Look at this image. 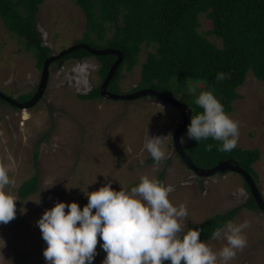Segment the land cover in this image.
<instances>
[{
    "label": "rangeland",
    "instance_id": "obj_1",
    "mask_svg": "<svg viewBox=\"0 0 264 264\" xmlns=\"http://www.w3.org/2000/svg\"><path fill=\"white\" fill-rule=\"evenodd\" d=\"M86 23L85 13L74 0H45L37 15V27L52 55L81 40ZM212 27V21L201 15L200 31ZM209 38L222 45L220 39ZM147 52L144 48L132 71L124 69L120 74L122 94L138 87ZM42 68L36 55L12 35L0 17V91L15 99L36 92ZM100 68L101 62L93 56L55 61L49 68L48 87L37 104L20 109L0 100V165H7L10 179L15 181L6 191L17 200L16 217L0 224V264H46V244L36 222L56 202L75 201L82 209L88 202L84 191L98 190L108 182L116 190L121 186L130 190L142 175L159 179L162 173V182L173 186L169 199L174 205L187 206L188 215L181 221L185 231L216 214L242 207L231 221L248 222L244 230L247 246L229 264H264V212L245 206L251 194L244 177L234 171L200 177L188 168L173 142L182 112L164 100L153 96L133 100L81 97L101 86ZM238 91L242 98L235 100L229 113L239 122L236 147L261 150L254 168L264 195V82L249 72ZM186 134L184 143L190 141ZM149 135L162 139L165 159L159 166H154L143 147ZM36 151L39 187L22 199L20 186L37 173ZM101 243L98 236L93 264H101L106 255ZM206 243L218 252L226 241L210 239Z\"/></svg>",
    "mask_w": 264,
    "mask_h": 264
},
{
    "label": "trees",
    "instance_id": "obj_2",
    "mask_svg": "<svg viewBox=\"0 0 264 264\" xmlns=\"http://www.w3.org/2000/svg\"><path fill=\"white\" fill-rule=\"evenodd\" d=\"M44 1L0 0V17L5 27L25 43L28 51L36 55L40 68L52 55V49L44 44L37 27V15ZM74 1L85 13L87 21L83 38L75 44L86 43L99 49L113 47L124 54L123 62L109 84L111 92L122 93L120 74L124 69L132 71L135 68L144 48L148 51L147 57L142 63L140 83L134 91L154 88L163 93L178 94L182 98L180 101L192 109V115L202 111L195 104L201 91H213L229 114L234 110L235 100L242 98L238 88L246 81L249 72L264 82V0ZM203 14L213 24L205 32L199 29ZM210 36L220 39L222 45L219 46ZM91 56L101 62L100 74L105 79L117 59L113 54L94 55L88 49L80 48L57 62ZM218 72L230 74V79L217 81L215 77ZM34 94L29 93L17 100L27 101ZM81 97H101L100 86ZM209 144L212 145L210 151L206 150ZM219 145L220 142L211 138L199 143L194 139L183 143L196 165L209 168L221 160L231 159L246 169L258 183L259 175L254 163L261 157L260 149L235 147L231 152H221L218 151ZM34 158L37 173L20 186L19 196L22 199L33 195L39 187L38 151ZM162 178L163 173L159 179L162 181ZM245 206L251 210L259 209L252 195ZM241 208L216 214L189 228L201 229L200 238L206 242L212 239L211 233L215 229L231 221Z\"/></svg>",
    "mask_w": 264,
    "mask_h": 264
},
{
    "label": "clouds",
    "instance_id": "obj_3",
    "mask_svg": "<svg viewBox=\"0 0 264 264\" xmlns=\"http://www.w3.org/2000/svg\"><path fill=\"white\" fill-rule=\"evenodd\" d=\"M226 78L230 79V74L224 72H218L215 77L217 81ZM195 104L202 111L191 116L187 137L198 143L211 138L220 142L218 151L231 152L239 139V122L225 111L211 90L201 91ZM143 147L155 162L154 166L165 159L161 136L149 135ZM211 148L212 145H206V150ZM14 183L7 165H0V224L16 217L17 200L6 191ZM172 191V185L154 176L142 175L130 190L123 186L116 190L108 182L98 190L84 191L88 202L82 209L75 201L56 202L36 222L46 244L43 250L46 264H93L98 236L102 241L100 247L106 253L101 264H229L237 251L247 246L244 234L249 227L247 221L240 224L228 221L211 233L212 239L226 241L218 252L200 238L201 229L185 231L181 221L188 215L187 206L185 203L174 205L169 199Z\"/></svg>",
    "mask_w": 264,
    "mask_h": 264
},
{
    "label": "water",
    "instance_id": "obj_4",
    "mask_svg": "<svg viewBox=\"0 0 264 264\" xmlns=\"http://www.w3.org/2000/svg\"><path fill=\"white\" fill-rule=\"evenodd\" d=\"M80 48H86L90 51V53L94 55L113 54L117 57V59L112 64L108 74L106 75L103 83L101 84L100 91L103 97L115 99V100H119V99L133 100V99L144 97V96H154V97H157L161 100L168 102L174 107L179 108V110H181L183 114V121L180 123L178 129L176 130L173 136V141H174L176 152L179 154V156L181 157L183 162L187 165V167L193 170L198 176H201V177H209L217 173H220V172L222 173L226 171H234V172L241 174L246 180V182L248 183L252 196L254 197L259 209L264 212L263 194L261 190L259 189L254 177L246 169H244L241 165L233 162V160L231 159H224V160H221L214 167H209V168L201 167V166L196 165L195 162L191 159V157L187 154V152L185 151L183 147V144L180 143V140H181L183 132L187 129L189 119L192 115V109L185 102L179 101L175 96L171 94L163 93L154 88H142L134 92L123 93V94L114 93L109 90V84L111 80L113 79V77L115 76L119 66L122 64L123 59H124V54L119 49H116L113 47L99 49V48L91 47L89 44H86V43L73 44L63 49L59 53L51 55L45 60L43 69H42V78L39 83L38 90L35 93V95L32 97V99L25 101V102H19L16 99L12 98L11 96L1 91H0V98L21 109L30 108L34 106L40 101V99L43 97L47 89L50 65L53 62L60 60L63 56L67 55L68 53L72 51H76Z\"/></svg>",
    "mask_w": 264,
    "mask_h": 264
},
{
    "label": "flooded vegetation",
    "instance_id": "obj_5",
    "mask_svg": "<svg viewBox=\"0 0 264 264\" xmlns=\"http://www.w3.org/2000/svg\"><path fill=\"white\" fill-rule=\"evenodd\" d=\"M48 87V86H47ZM183 115V114H182ZM179 156V155H178ZM180 157V156H179ZM181 159V158H180Z\"/></svg>",
    "mask_w": 264,
    "mask_h": 264
}]
</instances>
